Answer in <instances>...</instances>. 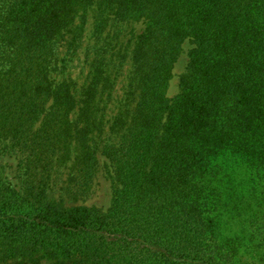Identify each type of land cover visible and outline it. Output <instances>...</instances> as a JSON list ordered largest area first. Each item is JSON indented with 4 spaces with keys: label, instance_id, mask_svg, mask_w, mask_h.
Listing matches in <instances>:
<instances>
[{
    "label": "trees",
    "instance_id": "obj_1",
    "mask_svg": "<svg viewBox=\"0 0 264 264\" xmlns=\"http://www.w3.org/2000/svg\"><path fill=\"white\" fill-rule=\"evenodd\" d=\"M91 17L80 81L68 63ZM100 153L111 205L68 204ZM13 155L25 182L0 161V264H264V0H0V158Z\"/></svg>",
    "mask_w": 264,
    "mask_h": 264
},
{
    "label": "rangeland",
    "instance_id": "obj_2",
    "mask_svg": "<svg viewBox=\"0 0 264 264\" xmlns=\"http://www.w3.org/2000/svg\"><path fill=\"white\" fill-rule=\"evenodd\" d=\"M92 17L89 18L88 23L85 26V37L83 38L82 47L80 48L78 54H76L72 60L68 63V73L72 75V77H78L80 81H83V77H86V74L89 70V66L86 60V50L88 45L90 44L91 33H92ZM127 27L132 29L134 32H140L144 28V23L142 20L130 22L128 23ZM194 46L191 40L187 39L183 43V51L178 57L177 61L174 64L173 68V78L170 81V86L168 89L169 96H175L179 93L181 86H180V78L187 70L188 62H189V50ZM63 49V48H62ZM131 69V62H126L125 65L122 66L121 71H119V75L117 77H122L118 80L116 85L115 97L123 93V86L125 84V77H129V72ZM114 75V74H113ZM115 77V76H113ZM116 105V101L112 102L111 106L113 107ZM98 168L93 179L92 184L90 185L89 189L73 196H68L67 203L68 204H83L89 206L100 207L103 209L108 208L113 200L114 192L116 189V182L114 180V172L113 166L110 163V160L106 157V155L99 154L98 155ZM0 161L3 162L6 166L7 175L9 176L10 180L22 186L25 182V175L23 174V170L20 165V157L18 156H5L4 158H0ZM58 192H55V196L60 195L59 187L57 188ZM235 222V223H234ZM238 220L235 219L234 221L222 222L219 225V230L222 231L223 235H228L232 233H236V230L239 228L237 226ZM219 239H224V237H220ZM255 245L253 244L251 248L249 247L246 251H249L248 255L244 257H255L256 254H253L252 248ZM264 253V248L261 253ZM260 255V253H258Z\"/></svg>",
    "mask_w": 264,
    "mask_h": 264
}]
</instances>
